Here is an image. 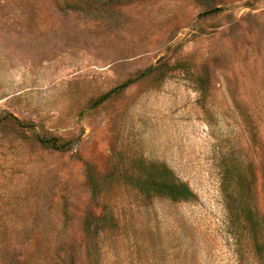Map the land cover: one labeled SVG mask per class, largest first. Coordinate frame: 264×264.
Segmentation results:
<instances>
[{
  "label": "rangeland",
  "instance_id": "374dc122",
  "mask_svg": "<svg viewBox=\"0 0 264 264\" xmlns=\"http://www.w3.org/2000/svg\"><path fill=\"white\" fill-rule=\"evenodd\" d=\"M0 118V264H264V0H0Z\"/></svg>",
  "mask_w": 264,
  "mask_h": 264
},
{
  "label": "trees",
  "instance_id": "16d2710c",
  "mask_svg": "<svg viewBox=\"0 0 264 264\" xmlns=\"http://www.w3.org/2000/svg\"><path fill=\"white\" fill-rule=\"evenodd\" d=\"M16 121V118L13 117ZM4 119L0 118V125ZM53 147L56 146L55 143H50ZM153 169L158 170L159 172L151 176L150 179L140 181V187L147 191L152 190L156 192L159 196L167 197L170 200H188L194 196V193L190 189V187L183 183L177 181L172 177L171 171L165 165H150ZM251 210H248L247 218L248 220H252L250 218ZM253 221V220H252Z\"/></svg>",
  "mask_w": 264,
  "mask_h": 264
}]
</instances>
